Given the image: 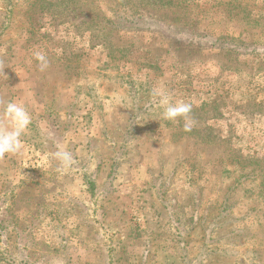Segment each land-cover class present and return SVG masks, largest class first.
<instances>
[{
  "label": "rangeland",
  "instance_id": "374dc122",
  "mask_svg": "<svg viewBox=\"0 0 264 264\" xmlns=\"http://www.w3.org/2000/svg\"><path fill=\"white\" fill-rule=\"evenodd\" d=\"M13 100L0 264H264V0H0Z\"/></svg>",
  "mask_w": 264,
  "mask_h": 264
},
{
  "label": "clouds",
  "instance_id": "9594fccd",
  "mask_svg": "<svg viewBox=\"0 0 264 264\" xmlns=\"http://www.w3.org/2000/svg\"><path fill=\"white\" fill-rule=\"evenodd\" d=\"M37 61L38 69L45 71L48 68V59L42 51L33 53ZM154 96L159 99L163 107L162 118L168 121L177 122L179 119L184 121V130L191 131L194 121L191 118L192 104L179 100L171 102L165 91L156 90ZM2 123H0V158L6 155H19L23 150L22 137L29 131L32 117L26 106L22 102L15 100L9 101L3 105ZM52 157L59 162L58 170H68L74 165V158L70 151L57 148L51 153Z\"/></svg>",
  "mask_w": 264,
  "mask_h": 264
},
{
  "label": "trees",
  "instance_id": "16d2710c",
  "mask_svg": "<svg viewBox=\"0 0 264 264\" xmlns=\"http://www.w3.org/2000/svg\"><path fill=\"white\" fill-rule=\"evenodd\" d=\"M137 22H138V21L134 20V24L137 23ZM141 22H146V19H145V18H142V19H141ZM139 23H140V21H139ZM136 27H137V28H140L139 26H136Z\"/></svg>",
  "mask_w": 264,
  "mask_h": 264
}]
</instances>
